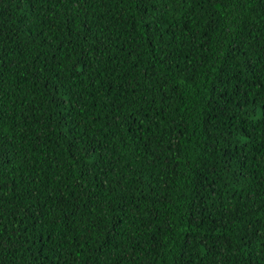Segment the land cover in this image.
Wrapping results in <instances>:
<instances>
[{"label": "trees", "instance_id": "16d2710c", "mask_svg": "<svg viewBox=\"0 0 264 264\" xmlns=\"http://www.w3.org/2000/svg\"><path fill=\"white\" fill-rule=\"evenodd\" d=\"M0 264H264V0H0Z\"/></svg>", "mask_w": 264, "mask_h": 264}]
</instances>
